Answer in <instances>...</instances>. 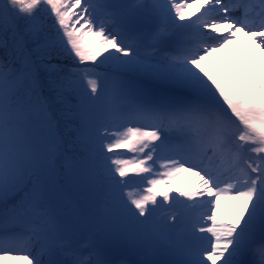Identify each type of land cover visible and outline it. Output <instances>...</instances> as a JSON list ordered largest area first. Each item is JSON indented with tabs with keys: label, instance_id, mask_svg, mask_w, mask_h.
Here are the masks:
<instances>
[{
	"label": "snow or ice",
	"instance_id": "obj_1",
	"mask_svg": "<svg viewBox=\"0 0 264 264\" xmlns=\"http://www.w3.org/2000/svg\"><path fill=\"white\" fill-rule=\"evenodd\" d=\"M0 52V264H264V0H0Z\"/></svg>",
	"mask_w": 264,
	"mask_h": 264
},
{
	"label": "bare ground",
	"instance_id": "obj_2",
	"mask_svg": "<svg viewBox=\"0 0 264 264\" xmlns=\"http://www.w3.org/2000/svg\"><path fill=\"white\" fill-rule=\"evenodd\" d=\"M195 19V17L193 18ZM121 152L126 155L124 150H121ZM183 179H186V181L191 180L193 182V187H192V191L195 190V186H194V181H195V177H192L190 175H188L187 173H184L183 175L179 176L177 179H174L169 186L164 188V191H166L170 198L171 197H176L178 196V192L176 191L177 189L186 191L185 188L183 189V187L181 185H183ZM162 199V197H158V200ZM183 199V198H181ZM204 199H207V197H204Z\"/></svg>",
	"mask_w": 264,
	"mask_h": 264
},
{
	"label": "rangeland",
	"instance_id": "obj_3",
	"mask_svg": "<svg viewBox=\"0 0 264 264\" xmlns=\"http://www.w3.org/2000/svg\"><path fill=\"white\" fill-rule=\"evenodd\" d=\"M194 10H195V8L188 9V11L185 13V15H186V16H190L191 13L194 12ZM185 22H187V21H185ZM119 151H120V150H119ZM127 153H128V152H127ZM183 188H184V186H183ZM2 264H9V262H8V261H4V262H2Z\"/></svg>",
	"mask_w": 264,
	"mask_h": 264
},
{
	"label": "trees",
	"instance_id": "obj_4",
	"mask_svg": "<svg viewBox=\"0 0 264 264\" xmlns=\"http://www.w3.org/2000/svg\"><path fill=\"white\" fill-rule=\"evenodd\" d=\"M48 23H51V20H50V19H49ZM2 55H3V53H2V52H0V56H2Z\"/></svg>",
	"mask_w": 264,
	"mask_h": 264
}]
</instances>
